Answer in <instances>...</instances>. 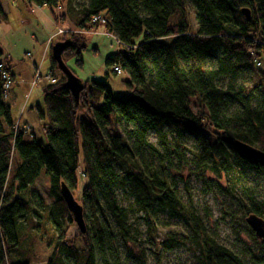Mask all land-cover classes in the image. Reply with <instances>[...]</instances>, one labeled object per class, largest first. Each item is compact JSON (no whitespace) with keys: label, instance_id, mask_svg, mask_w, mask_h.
Instances as JSON below:
<instances>
[{"label":"trees","instance_id":"16d2710c","mask_svg":"<svg viewBox=\"0 0 264 264\" xmlns=\"http://www.w3.org/2000/svg\"><path fill=\"white\" fill-rule=\"evenodd\" d=\"M22 1L48 7L56 24L70 26L57 40L69 41L61 54L66 65L70 59L82 64L85 36L77 31L101 24L120 45L105 65H119L126 72L122 83L127 91L115 94L108 83L92 78L81 81L75 97L51 56V42L49 74L54 82L43 85L42 104L35 105L44 134L39 141L21 128L25 123L13 121L0 73V264H110L107 257L116 255V236L135 241L118 192L128 195L148 226L163 213L180 219L189 228L199 264H243L179 195L163 139L170 133L177 147L186 140L196 142L200 171L232 173L242 165L264 175V161L244 157L235 145L240 141L264 151V0ZM185 1L195 9L194 30L183 13ZM94 16L102 23H92ZM6 20L0 4V23ZM3 54L0 47V62L13 82ZM207 60H215L216 66L203 69ZM187 61L199 66L187 67ZM240 66L256 76V94L242 85H218L219 78ZM111 121L132 125L128 137L109 134ZM149 132L162 139L165 152L147 147ZM119 163L125 171L117 169ZM41 173L48 177L50 203L44 204L31 188ZM77 174L85 179L76 199L84 233L61 195L65 185L74 196ZM247 212L263 218L253 202ZM70 227L77 231L68 235Z\"/></svg>","mask_w":264,"mask_h":264},{"label":"rangeland","instance_id":"374dc122","mask_svg":"<svg viewBox=\"0 0 264 264\" xmlns=\"http://www.w3.org/2000/svg\"><path fill=\"white\" fill-rule=\"evenodd\" d=\"M74 2L79 5L85 4L87 0ZM0 4L7 14V20L0 23V47L3 55L10 60L14 74L11 92L9 91L6 98L10 105L11 117L13 121L27 123L35 138L43 141L41 120L35 105L42 104V87L48 83L42 78L49 74L47 41L52 37L51 42H56L62 37L57 34L59 27L64 33L70 26L65 22L56 24L51 10L46 6L39 7L22 0H0ZM183 13L190 29L194 30L197 26L195 9L187 1ZM77 32L85 36L82 64L76 65L73 59H70L67 61V67L73 70V74L81 81L92 78L105 81L113 93L125 94L127 90L122 80L125 79L126 72L114 74L112 67L105 65L106 57L119 50L118 42L104 31L101 24L90 31ZM184 64L193 68L199 66L196 61H187ZM216 64L215 60H207L200 66L206 69L215 67ZM37 68L42 77L32 85ZM256 81L257 78L251 69L240 66L235 73L219 78L218 85H242L256 94L259 88ZM132 128V125H126L123 121H111L106 130L109 134L128 137L127 131ZM163 140L168 146L165 156L169 159L167 163L170 165L173 183L183 200L193 204L208 232L220 244L237 254L243 264H264V238L253 240L250 234L252 229L245 221L250 202L261 208L264 218V175H259L242 165H238V170L232 173L200 171L195 161L196 142L186 140L177 147L170 133H166ZM146 142L152 152H165L162 139H159L156 133L149 132ZM146 158L155 162L154 157L149 154ZM117 169L122 172L126 166L119 163ZM77 181L74 198L78 200L85 179L77 174ZM31 188L35 190L36 195L41 196L44 204L51 202L48 177L44 173L36 178ZM118 198L120 204L127 209V225L134 234L135 241L123 242L116 236L112 241L116 255L109 253L107 257L110 264H199L197 251L187 237L189 228L180 219L170 218L163 213L148 226L142 218V213L134 211L132 200L125 192H118ZM110 222L114 233L117 234L118 227L113 221ZM76 231V227H70L67 234Z\"/></svg>","mask_w":264,"mask_h":264},{"label":"water","instance_id":"95a60500","mask_svg":"<svg viewBox=\"0 0 264 264\" xmlns=\"http://www.w3.org/2000/svg\"><path fill=\"white\" fill-rule=\"evenodd\" d=\"M246 18H249L248 12L244 11ZM69 41H57L51 46V56L56 61L57 67L66 78V85L72 91L75 97L78 96L79 91L82 89L81 80L78 79L72 71L63 62L61 54L62 51L68 46ZM236 148L246 158L250 160H262L264 161V151H261L255 147H252L246 143L235 141ZM61 195L67 205L68 210L72 213L73 220L76 227L82 233L85 232V222L82 215V207L74 198L72 192L65 186H61ZM246 223L255 233L257 238H264V219L250 213L245 218Z\"/></svg>","mask_w":264,"mask_h":264},{"label":"built area","instance_id":"2783aa9c","mask_svg":"<svg viewBox=\"0 0 264 264\" xmlns=\"http://www.w3.org/2000/svg\"><path fill=\"white\" fill-rule=\"evenodd\" d=\"M91 22L92 23H95V22L102 23V19L100 16H94ZM62 32L63 30L59 28L57 31V34H61ZM50 42H51V39H48L47 44L48 43L50 44ZM49 44L47 45V47L49 46ZM259 64H260L259 62H256V65H259ZM3 68H4V65L2 64V62H0V73H1V78L3 79V89L5 92L4 98H7L9 90L11 88L12 80H11L10 74ZM112 70L115 72V74H120L122 71L119 65H114L112 67ZM41 77L42 76L40 75V72L38 71V68H37L35 74L33 75L32 85L38 82V80L41 79ZM42 78H44L47 82H50V83L54 82V78L50 74H46ZM20 126L25 132L31 134L32 129L28 124H20Z\"/></svg>","mask_w":264,"mask_h":264},{"label":"crops","instance_id":"0c3cea01","mask_svg":"<svg viewBox=\"0 0 264 264\" xmlns=\"http://www.w3.org/2000/svg\"><path fill=\"white\" fill-rule=\"evenodd\" d=\"M32 5H34V4H32ZM1 7H2V9H3V11L5 12V9H4V7L1 5ZM6 13V12H5ZM53 36V35H52ZM51 40H52V37L50 38ZM51 43V42H50ZM50 45V44H49ZM8 59V58H7ZM9 60V59H8ZM10 61V60H9ZM10 66H11V64H10ZM11 68H12V66H11ZM11 73H13L12 72V70H11ZM13 82H14V74H13ZM11 92V91H10ZM25 124H27V123H25ZM37 264H44L43 262L42 263H37Z\"/></svg>","mask_w":264,"mask_h":264},{"label":"bare ground","instance_id":"6f19581e","mask_svg":"<svg viewBox=\"0 0 264 264\" xmlns=\"http://www.w3.org/2000/svg\"><path fill=\"white\" fill-rule=\"evenodd\" d=\"M2 64H3V62H2Z\"/></svg>","mask_w":264,"mask_h":264}]
</instances>
